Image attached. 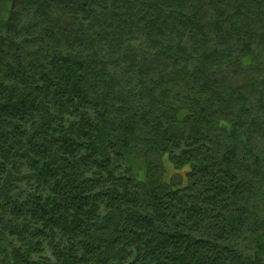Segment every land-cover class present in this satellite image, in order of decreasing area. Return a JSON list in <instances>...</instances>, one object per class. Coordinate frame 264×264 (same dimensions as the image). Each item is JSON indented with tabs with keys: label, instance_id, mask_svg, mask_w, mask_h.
Listing matches in <instances>:
<instances>
[{
	"label": "trees",
	"instance_id": "obj_1",
	"mask_svg": "<svg viewBox=\"0 0 264 264\" xmlns=\"http://www.w3.org/2000/svg\"><path fill=\"white\" fill-rule=\"evenodd\" d=\"M0 264H264V0H0Z\"/></svg>",
	"mask_w": 264,
	"mask_h": 264
},
{
	"label": "rangeland",
	"instance_id": "obj_2",
	"mask_svg": "<svg viewBox=\"0 0 264 264\" xmlns=\"http://www.w3.org/2000/svg\"><path fill=\"white\" fill-rule=\"evenodd\" d=\"M167 168L169 169L168 171L169 172H172V173H175L174 171H173V169L169 166V165H167ZM182 174H184V173H182ZM182 182V180H181V176L180 175H177V176H175L173 179H172V183H174L175 185H176V183H181Z\"/></svg>",
	"mask_w": 264,
	"mask_h": 264
}]
</instances>
